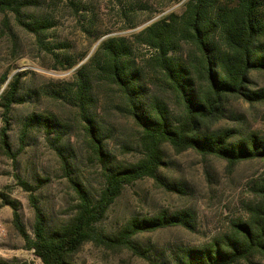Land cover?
I'll list each match as a JSON object with an SVG mask.
<instances>
[{"label": "rangeland", "instance_id": "1", "mask_svg": "<svg viewBox=\"0 0 264 264\" xmlns=\"http://www.w3.org/2000/svg\"><path fill=\"white\" fill-rule=\"evenodd\" d=\"M26 1L24 20L47 23L39 32L27 30L12 12H0V94L11 78L19 75V94L23 97L22 102L12 105L9 114L7 133L15 155L9 157L0 148V258L15 259L19 264H42L13 226L12 208L2 202V196L19 201V212L31 237L34 210L29 193L18 184L17 176L35 186L34 194L50 228L67 222L75 213L78 200L63 175L54 145L68 156L70 175L96 195L103 187V176L100 163L85 142L87 115L98 124L111 159L123 163L139 157L138 126L122 110L123 97L116 86L96 78L90 58L101 41L124 37L132 47L131 58L147 73L145 82L150 95L171 103V93L148 74L152 68L145 59L153 50L139 43L135 35L172 11L181 12L187 0ZM186 49L184 46L179 53ZM83 64H88L84 74L91 82L86 100L81 102L76 100L74 91L79 83L76 72ZM250 75L252 87L264 89V72L252 71ZM227 108L226 117L217 126L237 127L241 133L255 130L264 137V101L234 100ZM32 116L53 119L54 131L47 133L33 119L21 143L22 130ZM3 125L0 106V129ZM163 149L166 164L159 174L181 190H167L150 177L136 180L124 187L97 228L113 234L133 216L187 208L195 215L194 229L173 226L139 233L133 237L139 252L88 241L74 254V261L175 264V255L183 247L211 240L227 229L231 219L246 215L245 205L253 198L249 182L264 172V159L246 160L230 170L225 160L213 155H201L192 149L175 152L168 144ZM239 264H264V257L256 255Z\"/></svg>", "mask_w": 264, "mask_h": 264}, {"label": "trees", "instance_id": "2", "mask_svg": "<svg viewBox=\"0 0 264 264\" xmlns=\"http://www.w3.org/2000/svg\"><path fill=\"white\" fill-rule=\"evenodd\" d=\"M25 4L26 0H0V12H12L27 30L39 32L47 23L24 20ZM135 37L153 50L145 59L152 68L148 74L171 93V103L150 95L145 82L147 73L131 58L132 47L124 37L101 41L89 63L95 66L98 80L115 85L122 94V110L139 129V157L123 163L111 159L98 124L87 115L85 142L92 157L100 163L103 176V187L96 195H91L81 181L70 175L68 156L54 145L63 175L78 200L75 213L67 222L50 228L34 194L35 186L17 176L18 184L29 193L34 210L31 237L19 212V201L2 196V202L12 208L13 226L26 248L42 264H85L74 261L73 256L88 241L139 252L133 240L139 233L173 226L193 230L195 215L187 208L160 209L151 215L133 216L113 234L97 228L124 187L136 180L150 177L167 190H181L159 174L166 164L164 144L175 152L192 149L201 155L216 156L225 160L230 170L246 160L264 159V137L258 131L241 133L237 127L217 126L226 117L230 101H264V89L253 88L250 75L252 71L264 72V0H187L181 12L166 14ZM184 46L186 51L179 53ZM87 66L83 64L76 72L79 83L74 96L81 102L86 100L90 89L91 78L84 74ZM19 85L20 76L15 75L0 94L4 121L0 148L9 157L15 155L7 133L9 114L13 104L23 101ZM33 119L47 133L54 131L53 119L32 116L22 130L21 143ZM249 190L253 198L245 205L246 215L231 219L227 229L211 240L183 247L175 255V264H239L256 255L264 257V172L249 182ZM0 264L19 263L0 258Z\"/></svg>", "mask_w": 264, "mask_h": 264}]
</instances>
